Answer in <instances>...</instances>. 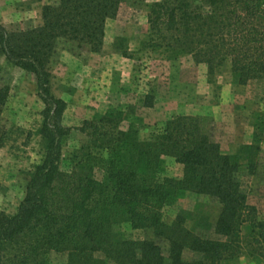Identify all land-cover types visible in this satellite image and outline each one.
Returning <instances> with one entry per match:
<instances>
[{"label": "trees", "instance_id": "obj_1", "mask_svg": "<svg viewBox=\"0 0 264 264\" xmlns=\"http://www.w3.org/2000/svg\"><path fill=\"white\" fill-rule=\"evenodd\" d=\"M143 1L58 0L43 7L40 26L9 31L0 22L1 51L34 75L45 105L36 131L41 159L28 172L16 212L0 213V264H52L54 254L65 264H232L245 252L264 261V222L241 179L244 170L256 173L258 144L225 153L202 119L186 115L144 138L150 127L128 105L84 120L80 145L65 152L73 129L63 125L66 103L51 93L58 43L101 53L107 23L124 3ZM147 7L144 48L169 60L191 57L211 77L230 60L237 85L264 79V0H159ZM125 41L117 38L114 48L129 57ZM9 97L10 87H0V147L21 131L2 123ZM143 105L152 107L153 99ZM189 194L218 202L215 224L201 207L166 220V209ZM127 229L150 237L134 239Z\"/></svg>", "mask_w": 264, "mask_h": 264}, {"label": "rangeland", "instance_id": "obj_2", "mask_svg": "<svg viewBox=\"0 0 264 264\" xmlns=\"http://www.w3.org/2000/svg\"><path fill=\"white\" fill-rule=\"evenodd\" d=\"M57 1L0 0V22L9 31L40 26L43 7ZM157 1L144 0L141 5L124 3L117 18L107 23L101 53L76 49L63 41L58 43L51 62V93L66 103L63 125L73 129L65 152L80 145L83 136L77 128L81 123L110 106H136L137 114L150 127L143 133L144 138L172 116L198 117L225 153L235 154L241 146L253 143L261 147L256 173L251 175L244 170L241 179L249 202L257 207L264 222V129L259 127L264 119V79L237 85L230 60L211 77L207 66L196 64L191 57L169 60L160 52L144 48L149 32L147 6ZM117 38L126 40L129 57L115 50ZM4 85L10 87V97L2 123L8 130L21 131L0 147V213L14 214L25 197L28 172L41 159L36 131L45 105L34 75L11 63L0 49V87ZM147 97L153 99L152 107H144ZM170 170L173 175H180L178 167L172 166ZM97 175L101 177L100 172ZM200 207L215 224L221 210L218 202L193 194L167 208L166 220L171 222L180 210L196 211ZM198 231L215 237L212 231ZM127 232L134 239L150 237V232L130 229ZM244 234L248 236L249 231L244 229ZM65 263V256L52 255V264ZM232 264H264V261L245 252Z\"/></svg>", "mask_w": 264, "mask_h": 264}]
</instances>
